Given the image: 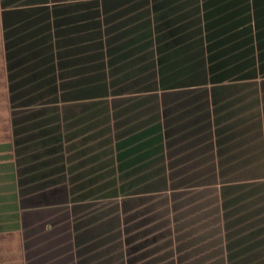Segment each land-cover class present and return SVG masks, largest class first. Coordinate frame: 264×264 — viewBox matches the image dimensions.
Wrapping results in <instances>:
<instances>
[{"label":"crops","instance_id":"obj_1","mask_svg":"<svg viewBox=\"0 0 264 264\" xmlns=\"http://www.w3.org/2000/svg\"><path fill=\"white\" fill-rule=\"evenodd\" d=\"M104 2L96 26L87 3L0 9V219L16 264H264V0H147L135 15L134 0ZM91 90L128 98L90 104ZM110 166L130 194L99 195Z\"/></svg>","mask_w":264,"mask_h":264},{"label":"rangeland","instance_id":"obj_2","mask_svg":"<svg viewBox=\"0 0 264 264\" xmlns=\"http://www.w3.org/2000/svg\"><path fill=\"white\" fill-rule=\"evenodd\" d=\"M104 0H0V9L4 6H7V7H14V6H17V5H20V6H23V5H30V4H33V3H41V2H47L48 4L51 3V5H54V4H59V5H86L87 3V6H88V15H89V19H90V25H94L96 26L97 25V13H98V8H97V5L98 3H102ZM120 1H124V0H105V6H107V4H112L113 6H116V5H119L120 4ZM147 0H134V4H137V6L135 8H133V10L135 11L134 12V15L135 14H139V13H144L145 11H147L149 8H150V5L152 3H146ZM119 12V10H118ZM102 15V13H100ZM112 15H114V12L112 13ZM96 37V31L95 30H92L90 31V50H96V43L95 42H91L92 39H95ZM0 57H1V46H0ZM90 62H93V61H90ZM92 65V64H90ZM90 69H93L92 66H90ZM92 75H95V72L94 74ZM90 75V76H92ZM111 78V77H110ZM145 79L148 80V82H150V84H157L158 82L156 81V78H155V75H153V73L151 72L149 74V77H144ZM187 80H191L192 81V77H186ZM135 82L136 79H135ZM94 85V84H90V87ZM154 86V85H153ZM155 87V86H154ZM92 89H97V88H92ZM192 89H184L182 92H185L186 94H188ZM104 94L106 93H103L102 91H99V92H96V91H93L91 90L89 92V95H90V100H89V103L93 100H96V102H100L99 100H104V99H110L109 102L111 103V101H113L114 104L128 98V96H126L127 94H124L122 96H115L114 99L110 98V96H104ZM111 95L113 94L114 95V92H111L110 93ZM155 98H159V95H160V92H156L153 94ZM185 95V94H183ZM59 96V97H58ZM58 99L59 100H62L65 98L64 94L63 93H58L57 95ZM50 98H54V96H51ZM154 98V100H155ZM92 99V100H91ZM125 101V100H124ZM143 103V99H137V100H133L132 102H126V104L124 106H135V105H140ZM91 104V103H90ZM95 103L92 104V108L93 110H90V116L93 118V117H97V115L101 114L100 110H98L96 107H95ZM99 109H102V108H99ZM133 114V113H131ZM107 122V119L105 120V123ZM122 124H123V129L122 131H125L126 129H131V126L129 124H126V117H122V120L120 121ZM102 125H99V121L97 118L91 120L89 122V133H92L93 135L96 134V132L100 131V129H102L101 127ZM106 127V129L108 128L107 125L105 124L104 128ZM155 126H153V131H155ZM150 132V131H149ZM121 134V131L119 132ZM91 135V136H93ZM159 168H161V166H159ZM157 168L158 170H153L152 172L149 173L148 177L149 178L151 175L152 177V181H153V187L150 189L152 191H155V192H159L161 189V187H156L155 184H159L161 185L162 184V179H164L165 177L167 178L168 177V174L167 175H164V173L159 169ZM112 169L113 167H107L106 169V176L108 177L106 179V187H110L109 185H112L113 184V178L111 177V175L114 173L115 175V179L116 177L119 175H123L126 176L125 174L127 173V175H129L128 172H125L123 174H121L120 172L118 171H114L112 172ZM177 171V170H176ZM170 174V173H169ZM202 174V173H201ZM206 174V173H204ZM173 175H176V176H179V175H182V173H180L179 171L177 172H172L170 174V176H173ZM190 175V174H189ZM197 176V174H195V177ZM189 177V176H188ZM191 177V176H190ZM207 177H205L204 179H206ZM135 179H137L136 177L133 178V181H135ZM129 182V180L127 181V183ZM106 193L108 192H111L112 189H106ZM120 190V193L121 195L122 194H128L129 192V189L125 187L122 188V189H119ZM164 190V188H163ZM156 195H160L158 193H155ZM4 210L2 209V205H0V215H3L2 212ZM114 211V204H113V201L112 200H106L105 201V212H106V217H109L111 215V213ZM14 219L16 217V215H14ZM1 217V216H0ZM128 220L126 219H121V223H122V228L126 227V229H128V224H127ZM113 226V220H111L110 218V221H108V223L106 224V227H112ZM16 227V226H15ZM16 233L13 231H11L10 229V222L8 219H5V218H1L0 219V257L2 256L3 258V263H7V264H16L18 260V251L16 249V247H13V243L15 245V240H16ZM106 239L108 240L107 241V247L106 249H109L106 253V261H112L113 260V255L110 251V249H112V242H111V239H112V235H108L106 236ZM123 240H121V245L124 244V238H122ZM128 241V237H125V242ZM8 249V251H7ZM20 254V253H19ZM121 254L123 255V253L121 252ZM115 255H118V253H116ZM118 258V257H117ZM6 261V262H5ZM124 260L122 259V263L123 264Z\"/></svg>","mask_w":264,"mask_h":264},{"label":"trees","instance_id":"obj_3","mask_svg":"<svg viewBox=\"0 0 264 264\" xmlns=\"http://www.w3.org/2000/svg\"><path fill=\"white\" fill-rule=\"evenodd\" d=\"M152 7L154 8V10H153V12H154V14H155V11H158V9H157V7H159V3H156L155 1H153V4H152ZM157 28V27H156ZM186 82L187 83H190L191 84V80H187V78H186ZM122 188H124V187H120V188H112V187H105L104 188V190H103V193L101 194V193H99V195H103L104 197H106V198H109V197H114V196H119V195H121V193H120V190L119 189H122ZM106 189H112L111 190V192H108V193H106ZM125 189V188H124ZM129 189V188H128ZM92 190V189H91ZM130 190L131 189H129V192H128V194H130ZM100 192V191H99ZM127 193L126 194H122V195H128ZM3 200L4 199V197L3 196H1L0 197V200ZM8 205V204H7ZM9 209H11V206H7ZM12 210V209H11Z\"/></svg>","mask_w":264,"mask_h":264}]
</instances>
